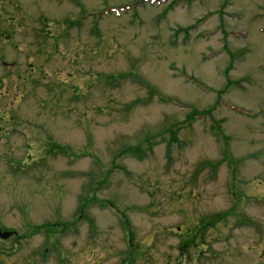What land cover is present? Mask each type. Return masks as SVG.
<instances>
[{
    "label": "rangeland",
    "instance_id": "1",
    "mask_svg": "<svg viewBox=\"0 0 264 264\" xmlns=\"http://www.w3.org/2000/svg\"><path fill=\"white\" fill-rule=\"evenodd\" d=\"M0 231V264H256L264 0H0Z\"/></svg>",
    "mask_w": 264,
    "mask_h": 264
},
{
    "label": "trees",
    "instance_id": "2",
    "mask_svg": "<svg viewBox=\"0 0 264 264\" xmlns=\"http://www.w3.org/2000/svg\"><path fill=\"white\" fill-rule=\"evenodd\" d=\"M152 92H155V90L154 89H152L151 90ZM156 94V93H155ZM159 97H160V99L161 100H163V101H165V102H174L175 100L174 99H172V98H167V97H165V96H163V95H161V94H159ZM238 111L239 112H246L243 108H240V109H238ZM197 114H199L198 112H196V111H193V112H191L190 114H189V116L187 117V122L186 123H184L182 126L180 125V126H178V130H180L181 128H184V127H186L187 126V124H189V123H191V121H193L195 118H196V115ZM206 114H209V113H206ZM213 123H214V125H213V130H214V133H215V135H216V137L217 138H219L221 141H222V143H223V147H224V153H225V157L226 158H228V148H227V143H228V140L226 139V135L224 134V132L222 131V129H221V127H220V125L218 124V122L216 121H213ZM173 139H176V136H174L173 137ZM161 141V140H160ZM140 152H141V150L139 149V148H137V149H135V150H127L126 152H124L123 154H125V153H132V154H136L137 156H139V158H144V154L145 153H142V154H140ZM125 222H127V220H125ZM44 226H46V227H52V228H54V229H56V227H57V224H43L42 226H40V227H44ZM127 226H129V225H127ZM70 227H69V225H67V226H64V230H67V229H69ZM129 228V227H128Z\"/></svg>",
    "mask_w": 264,
    "mask_h": 264
},
{
    "label": "flooded vegetation",
    "instance_id": "3",
    "mask_svg": "<svg viewBox=\"0 0 264 264\" xmlns=\"http://www.w3.org/2000/svg\"><path fill=\"white\" fill-rule=\"evenodd\" d=\"M248 219V218H247ZM247 220H243V222L245 223ZM13 233V232H12ZM257 241V240H256ZM253 243L255 242V239L252 241ZM243 248H246L243 247ZM259 249H257V247L253 248V247H249L248 248V253L249 254H252L253 252H255V254H257V259H256V264H259V260L261 261V264H263V257H264V254L262 255V253H260V256L258 255L259 254Z\"/></svg>",
    "mask_w": 264,
    "mask_h": 264
},
{
    "label": "water",
    "instance_id": "4",
    "mask_svg": "<svg viewBox=\"0 0 264 264\" xmlns=\"http://www.w3.org/2000/svg\"><path fill=\"white\" fill-rule=\"evenodd\" d=\"M10 232H1L0 231V236H1V238H4V239H6V238H8L9 236H10Z\"/></svg>",
    "mask_w": 264,
    "mask_h": 264
}]
</instances>
